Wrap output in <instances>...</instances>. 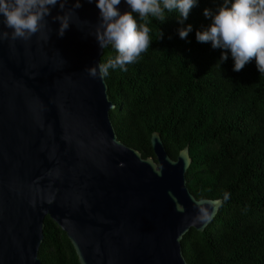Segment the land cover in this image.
Returning a JSON list of instances; mask_svg holds the SVG:
<instances>
[{
	"label": "water",
	"instance_id": "1",
	"mask_svg": "<svg viewBox=\"0 0 264 264\" xmlns=\"http://www.w3.org/2000/svg\"><path fill=\"white\" fill-rule=\"evenodd\" d=\"M81 2L63 37L58 8L28 40L0 23V264H43L46 216L80 264H188L183 237L223 200L190 192L188 145L172 158L153 131L144 158L118 139L105 77L85 71L111 46L95 39L96 0Z\"/></svg>",
	"mask_w": 264,
	"mask_h": 264
},
{
	"label": "trees",
	"instance_id": "2",
	"mask_svg": "<svg viewBox=\"0 0 264 264\" xmlns=\"http://www.w3.org/2000/svg\"><path fill=\"white\" fill-rule=\"evenodd\" d=\"M223 2L198 0L183 24L175 10H166L162 23L134 13L138 28L148 27L150 43L126 71L109 69L110 115L118 139L144 158L154 156L153 131L172 158L188 145L190 192L223 200L212 223L183 237L188 264H264V73L254 58L233 71L230 50L196 39L211 22L204 9ZM188 24L192 31L181 39L178 29ZM225 51L228 59L220 62ZM117 55L111 47L101 62ZM44 223L42 263L80 264L65 232L49 216Z\"/></svg>",
	"mask_w": 264,
	"mask_h": 264
},
{
	"label": "clouds",
	"instance_id": "3",
	"mask_svg": "<svg viewBox=\"0 0 264 264\" xmlns=\"http://www.w3.org/2000/svg\"><path fill=\"white\" fill-rule=\"evenodd\" d=\"M92 3V0H87ZM130 11L121 12L118 5L121 0H96L99 9L95 39L101 49L109 46L115 48L118 55L107 63L94 64L86 67L85 71L93 77L104 78L110 68L119 66L127 70L125 65L137 60L142 52L149 47V29L137 26L134 13L144 18L152 17L164 22L167 19L165 11L178 12V20L183 24L190 10L197 6L198 0H125ZM0 0V23L10 29L13 40H28L44 30L50 31L47 17L52 15V9L59 11L52 16L54 22H59L57 34L63 37L76 15V9L82 7L81 0ZM162 5V6H161ZM210 24L196 32L198 42H211L213 49L230 50L234 60L233 71L239 72L253 58L257 69L264 73V0H224L215 10L205 8L203 12ZM192 31V25L178 29L179 37L186 39ZM9 31L3 33L7 39ZM48 38L47 36L45 37ZM163 38L160 31L159 39ZM228 59L227 51L222 53L220 62ZM229 194H225V199ZM204 220H210L207 213Z\"/></svg>",
	"mask_w": 264,
	"mask_h": 264
}]
</instances>
